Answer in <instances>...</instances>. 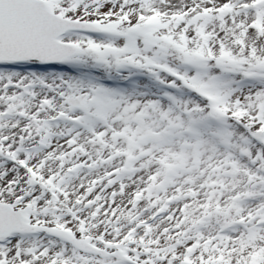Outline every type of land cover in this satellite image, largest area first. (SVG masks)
Wrapping results in <instances>:
<instances>
[{
    "label": "snow or ice",
    "instance_id": "6c2138e0",
    "mask_svg": "<svg viewBox=\"0 0 264 264\" xmlns=\"http://www.w3.org/2000/svg\"><path fill=\"white\" fill-rule=\"evenodd\" d=\"M0 264H264V0H0Z\"/></svg>",
    "mask_w": 264,
    "mask_h": 264
}]
</instances>
